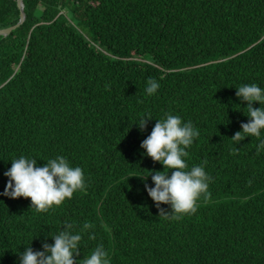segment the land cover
Returning <instances> with one entry per match:
<instances>
[{"label":"trees","instance_id":"trees-1","mask_svg":"<svg viewBox=\"0 0 264 264\" xmlns=\"http://www.w3.org/2000/svg\"><path fill=\"white\" fill-rule=\"evenodd\" d=\"M23 3L25 22L0 36V193L20 156L43 166L62 155L85 187L46 212L0 195V264L43 250L66 223L90 225L79 260L102 244L110 264H264V149L232 139L248 120L236 88H264V0ZM20 15L0 0V30ZM166 114L199 130L185 160L212 177L180 219L159 217L145 191L164 168L140 145Z\"/></svg>","mask_w":264,"mask_h":264},{"label":"clouds","instance_id":"clouds-1","mask_svg":"<svg viewBox=\"0 0 264 264\" xmlns=\"http://www.w3.org/2000/svg\"><path fill=\"white\" fill-rule=\"evenodd\" d=\"M159 88L157 80L149 79L145 91L153 95ZM236 96L246 102L248 120L241 123L242 131L236 132L232 139L238 140L242 135L255 136L259 138V152L264 149V88L254 83L246 84L236 88ZM254 103H259L260 107L254 108ZM151 119L146 115L135 125L143 131ZM199 135V130L191 121H183L180 115L166 114L165 118L156 120L150 135L141 142L144 154L164 168L163 171L150 172L154 187L145 182V191L155 203L159 217L180 219L183 215L195 213L197 201L202 194L208 193L212 177L205 166L196 165L189 169L185 160L187 148ZM10 162L11 167L4 173L7 184L0 195L10 199L30 198L31 208L38 212L61 205L85 187L83 169L73 167L62 155L48 159L43 166L38 165L37 159L28 156H20ZM162 205H168L170 210ZM72 227L66 223L63 230L51 236L54 243L42 244L43 250L34 251L31 245L25 247L22 253H17L19 264H110L102 244L97 245L83 260L77 259L84 230L90 225L84 224L78 232H74ZM89 238L94 239L92 236Z\"/></svg>","mask_w":264,"mask_h":264},{"label":"water","instance_id":"water-1","mask_svg":"<svg viewBox=\"0 0 264 264\" xmlns=\"http://www.w3.org/2000/svg\"><path fill=\"white\" fill-rule=\"evenodd\" d=\"M17 4H18V7L21 10V15H20V21H19V23L17 25L13 26V27L0 30V36H8L13 30H15L16 28H18L20 25H22L25 22L26 15H25V12H24V3H23V0H17Z\"/></svg>","mask_w":264,"mask_h":264}]
</instances>
